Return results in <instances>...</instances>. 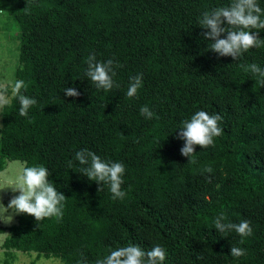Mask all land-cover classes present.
Wrapping results in <instances>:
<instances>
[{
  "label": "trees",
  "instance_id": "16d2710c",
  "mask_svg": "<svg viewBox=\"0 0 264 264\" xmlns=\"http://www.w3.org/2000/svg\"><path fill=\"white\" fill-rule=\"evenodd\" d=\"M230 3L4 0L17 29L9 36L18 42L13 82L23 80V94L37 104L22 117L13 99L0 114V173L14 161L43 165L66 196L60 216L37 222L18 214L16 224L0 227L8 233L4 264L19 252L60 264H78L83 254L95 264L129 244L163 247L164 264H264V78L247 70L264 68V47L222 57L199 24L205 11ZM92 54L118 65L111 90L87 78ZM140 74L142 87L127 97ZM66 87L80 95L67 96ZM145 105L156 114L150 120L140 114ZM200 110L219 114L222 132L187 158L179 129ZM83 149L124 164L123 199L80 172L86 166L74 157ZM220 214L226 223L249 221L252 234L220 233ZM233 245L245 254L231 256Z\"/></svg>",
  "mask_w": 264,
  "mask_h": 264
},
{
  "label": "clouds",
  "instance_id": "9594fccd",
  "mask_svg": "<svg viewBox=\"0 0 264 264\" xmlns=\"http://www.w3.org/2000/svg\"><path fill=\"white\" fill-rule=\"evenodd\" d=\"M4 10H0L3 14ZM226 22L227 26H224ZM200 27L208 31L202 33L205 40L212 41L210 50L218 53L220 56H231L237 60L253 47H264V39L260 38V30H264V9H262L257 0H231L227 6L217 7L211 11H205L199 20ZM255 29L256 31H252ZM226 34V38H221ZM86 76L91 84L98 89L111 90L114 86L113 77L116 75L114 60L109 59L106 62L98 61L92 54L86 59ZM251 73L264 78V68L258 64L252 63L247 66ZM143 74L131 78L126 92L127 97L133 98L142 87ZM264 83V79L260 81ZM26 89L23 80H15L5 85L0 83V114L7 107L11 100L19 101V115L26 117L29 110L37 104L35 98L23 94ZM64 93L69 97H78L80 93L73 87H66ZM141 116L146 119H152L156 114L145 105L140 109ZM222 120L219 114L210 115L204 110L198 111L189 120L182 122L179 129L178 138L184 141L181 148V155L189 158L196 147H207L213 143V138L219 136L222 129L218 122ZM0 127H3L0 124ZM74 159L80 165L86 166L80 169V172L91 181L102 185L107 184L113 194V199H123L126 192L121 186L124 183L123 175L125 166L122 162H110L103 160L96 153L83 149L75 153ZM72 167V161L68 162ZM13 193L19 195L13 196L9 204L5 206L0 197V220L4 223H11L12 215L27 214L34 216L36 221L46 217L60 216L63 211V202L66 196L58 191L54 184L49 180V170L43 165L25 166L22 168L17 181L8 187ZM5 188H0L3 191ZM103 187L99 189L102 191ZM225 216L220 214L214 221L215 229L225 236L231 231H235L241 237H247L252 234L250 222L241 221L239 224L226 223ZM243 243V239L240 241ZM233 257H240L245 254V250L233 245L230 250ZM166 250L156 245L149 250L143 249L138 244H129L124 247L112 250L110 254L102 259H97L95 264H164L166 260ZM78 264H87L86 257H83Z\"/></svg>",
  "mask_w": 264,
  "mask_h": 264
},
{
  "label": "rangeland",
  "instance_id": "374dc122",
  "mask_svg": "<svg viewBox=\"0 0 264 264\" xmlns=\"http://www.w3.org/2000/svg\"><path fill=\"white\" fill-rule=\"evenodd\" d=\"M0 10H4L3 14H0V83L9 84L14 80V72L18 64V42L13 39L9 40V36L13 37L17 32L13 23H10V15L7 9L4 7V0H0ZM12 20V19H11ZM0 124L1 116H0ZM1 131V127H0ZM24 164L21 161L9 162L8 167L0 173V188H5L15 183L20 175V172ZM10 195L8 203H5L6 197ZM19 195L18 192L13 193L11 188H5L0 191V197L2 202L7 206L13 196ZM8 215L13 216L11 223H4L0 220V227H10L18 222V214L9 211ZM8 233H0V264H4L5 254L2 245ZM13 264H60L56 259H37L36 254H23L17 253L16 260Z\"/></svg>",
  "mask_w": 264,
  "mask_h": 264
}]
</instances>
